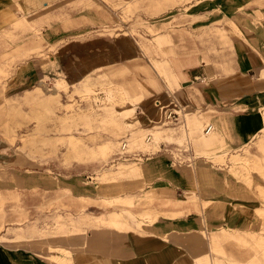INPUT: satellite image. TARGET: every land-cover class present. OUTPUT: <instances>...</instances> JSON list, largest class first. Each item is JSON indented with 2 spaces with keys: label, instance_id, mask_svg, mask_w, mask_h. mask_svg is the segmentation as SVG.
Masks as SVG:
<instances>
[{
  "label": "rangeland",
  "instance_id": "374dc122",
  "mask_svg": "<svg viewBox=\"0 0 264 264\" xmlns=\"http://www.w3.org/2000/svg\"><path fill=\"white\" fill-rule=\"evenodd\" d=\"M69 1L0 0V154L4 155L0 157V193L5 197L2 208L10 221L0 228V234L14 238L15 230L8 232L7 229L19 228L22 223L34 241L14 247L31 248L33 253L46 256L49 254L47 242L70 237L86 239L93 234V227L101 226L90 222L93 216L107 215L113 210L121 212L125 201L116 200L121 197L141 202L139 208L150 205L159 208L165 198L197 204L196 212L159 213L157 223L145 230L132 222V229L118 232L128 233L134 241L139 239L134 242L138 253L151 251L153 242L158 240H165L168 247L174 245L180 251H190L189 240L205 239L204 233H207L209 242L213 232L220 235L221 230L229 227L242 228L248 233L253 231L264 238V226L254 212L256 207H264V194L257 192L253 183L246 187L241 183L244 181H239L252 177V181L263 184L264 175L250 167L248 175H241L240 171H247L242 165L235 169L233 164L235 148L250 136L244 135L240 142L230 143V148L225 149L220 147L221 134L218 133L214 137L218 147L203 152L199 138L202 135L191 133L194 115L186 118L193 138L184 145L181 141L184 132L178 128L184 120L178 125L164 123L160 108L172 106L177 101L185 113L196 112L195 115L202 116L204 124L213 122L211 112L202 110L214 107L230 111L236 114L235 135L245 132L246 124L259 116L264 104V87L261 90L250 87L253 76L257 74L260 79L264 76L261 73L264 67L243 65L238 71L233 63L241 52L250 54L252 63L256 61L252 54L264 52V0ZM45 2L47 9L40 6ZM18 4L30 8V12L29 8L26 11L27 22H24ZM229 20L235 21L243 31L240 35L228 32L231 41L222 32L231 28ZM158 37L163 45L156 48L154 40ZM103 41L114 44L119 59L110 55V60L91 67L86 65L87 70L80 72L86 60L83 50ZM200 50L212 57L214 71H217L207 79L209 98L214 96L216 81H224L219 89L224 95L235 90L240 96L224 98L221 106L206 103L208 97L194 98L185 94L184 91L196 84L206 85L200 81L203 79H197L201 75L198 67L192 69L195 65L185 59L198 55ZM161 51L171 59L183 87L165 64L158 63L164 58ZM54 56L58 58L59 68L52 66L51 73L36 83L24 81L32 58L50 62ZM182 58L185 61H179ZM155 65L165 67L168 83L154 71ZM187 70L191 77L184 75ZM150 73L158 85L152 88V93L134 100L139 102L136 114L140 123L114 126L102 122L105 110L131 108V95L142 94L138 80L148 81ZM232 75L235 76L233 80L237 79L236 83L227 84ZM201 78L205 77L201 75ZM123 84L130 88L123 89ZM124 96L128 99L126 103L122 100ZM165 97L168 102L163 99ZM156 131L161 132V140L153 146L145 145L142 139ZM71 136L80 140L81 145L76 151L68 147L67 140ZM124 140L130 142L131 148L152 156L143 162L117 161L115 158ZM103 144L110 147L106 157L98 149ZM263 144L264 135L252 141L249 147H246L248 144L243 147L264 161ZM161 148L168 149L169 153L159 157L161 159H152ZM217 153H220L217 161L223 162L212 163L205 159V156L216 157ZM36 159H42V162L37 160L35 163ZM30 164L31 170L40 173L24 177L23 172ZM133 166L149 168L150 175L128 177L119 174ZM160 167L163 169L157 171ZM158 172L161 173L156 174ZM111 174L117 176L118 183L103 177ZM151 196L157 198L153 204L149 201ZM208 200H214V203L203 209ZM188 218H194V221H188ZM169 221L176 225H169L167 235L163 224ZM183 221L190 226H184ZM194 222L200 229L193 225ZM254 247L250 243L237 246L234 242L224 246L244 258L256 254L255 264H264V255L256 253ZM163 248L165 250L167 246ZM212 254L216 256L214 251ZM180 258L181 254H178L177 260ZM149 259L142 261L147 264ZM223 260L228 258H221V264H225Z\"/></svg>",
  "mask_w": 264,
  "mask_h": 264
},
{
  "label": "bare ground",
  "instance_id": "6f19581e",
  "mask_svg": "<svg viewBox=\"0 0 264 264\" xmlns=\"http://www.w3.org/2000/svg\"><path fill=\"white\" fill-rule=\"evenodd\" d=\"M82 1L84 2L87 0H82ZM69 2L72 3L74 2V0H70ZM200 2L202 1H199V3ZM18 6H19L20 11H22L24 22H27L26 11L29 8L27 7L28 5L25 6L22 4H18ZM41 6L44 7V9H47L48 3L46 5L42 4ZM28 11L30 12V9ZM229 21L231 24V28H229L228 30L223 29L222 32L231 41L232 39L228 32L230 33L235 32L240 35V33L243 34V31L235 21H232V20H229ZM159 37L155 38L154 40L156 41L155 43L157 45L156 48L161 47L163 45L162 39ZM164 53H162L164 56L163 60L158 61V63L165 64L168 70L171 71L170 66H169V61H167V58L165 57L166 53L165 55ZM153 68H154V71L157 73V75L163 78L165 82L168 83V80H167L168 77L164 74L165 67H162V66L160 67L159 65H155ZM146 71L147 73H149V70H146ZM172 76L176 80L178 81L180 80L174 72L172 73ZM146 81L138 80V82H141V83H138L137 86L139 87L138 89H141L142 94L137 93V94L131 95L133 99L132 103H129L131 108L120 110V111L109 110V109L105 110L106 111L105 116L102 118L101 121L104 123L113 124L114 126H121L124 124L127 125V124H131V122L140 123V120L136 114V109H137V105L139 104V102H134V100L138 99L140 95L152 93V88L158 85L156 78H154V76L151 73H150V79L147 82ZM123 85H125V87H122L123 89H127V87L130 88V85L128 84H123ZM122 100H123V103H126L127 102L126 100L128 99L126 96H124ZM115 105H119V104L115 103ZM160 108H161V113L165 114L166 106L164 107L161 106ZM158 113L160 114V112ZM195 114L196 112L192 114V112H188V111L186 113L185 112L183 113L184 123L178 127L180 130L182 129L184 132V136L181 139L182 143L184 145H188L192 141L193 137L191 136L190 130L187 126L186 118L188 116L190 117L194 115L191 118V133L193 135L194 133L202 135V136H199V138L202 139L200 140L201 142L200 147L203 149V152H208L207 150L212 149L214 147H218V145H216L214 141L215 135L219 133L218 131H216L217 129L216 126L213 123L204 124L203 117L200 115H195ZM197 114L199 113L197 112ZM261 116H262V128L259 130V132L253 135V137L251 138L252 141L264 135V109L261 113ZM87 119L91 120V116L87 115ZM178 124H172V125H178ZM160 134H161L160 131H156L152 133L151 135L145 136L144 139H142V141L144 140L143 142L147 146L151 144L153 146L155 142L158 143L161 140ZM149 138L152 139L151 143L147 142ZM67 142L69 144L68 147L69 149H71V151H76L77 148H79V146L81 145L80 140L74 136L68 137ZM126 142L131 151L140 152V149L138 148H131L130 147L131 144L128 140H126ZM219 142L221 144L220 147H223L225 149L230 148L224 135L220 136ZM246 147H249V144ZM246 147L236 149L235 154L233 155L234 156L233 164L235 163L234 164L235 169L242 165L243 169H245L247 172L244 173L243 171H240L241 169H239L240 171L239 173L241 175H246V174L248 175L249 167L252 170L263 173L264 175V161H262L259 156L245 149ZM262 148L264 149V144ZM98 149L100 150L101 155L103 157H106L110 150V147L107 144H103V145H100ZM243 149H245L244 152L238 153V151H241ZM119 150H120V147H119ZM220 153H217L216 157L215 156H205V159H207L209 162H212V163L223 162V161H217V159H219L220 157L219 156ZM149 156H152V155H149ZM231 170H229V174L235 177V174H233L234 172ZM149 171H151L149 170V168L133 166V167H128L127 170L122 171L119 174L120 175L125 174L128 177L130 176L148 177L150 175ZM104 174H107V172H104ZM253 174L254 176L261 179L258 173L253 172ZM103 177L109 182L118 183V178L116 175H112V176L104 175ZM192 178L194 179V175L192 176ZM251 179L252 177H246V179H240L239 181L246 182V183L241 182L246 187H250L253 183V185L257 186V192L264 194V180H262L263 181V184H262L256 180L252 181ZM116 200L125 201V208L122 209L121 212L117 210H113V211H110L107 215L102 214L100 216H93L90 222L96 223L98 225H101L103 227H106L108 229H111L117 232H121L123 230L127 231L129 229H132L133 228L132 222H137L139 228H141V230H145V227L149 228L155 223H157V221L160 218V216H158L159 213L178 214L183 211H188L189 213H193V212H196V207H197L196 203L192 201L181 200V199L171 200V199L165 198L161 200L159 208L154 205L144 206L142 208H139V206L141 205V202L135 203V201L132 198L124 199L121 197H117ZM156 200L157 198L154 196H151V198L149 199V201L152 204L155 203ZM213 203H214V200L206 201L204 204L205 207L203 206V209H208ZM254 212H255V216L259 220H261L262 225L264 226V207H256ZM148 221H149V224H147ZM155 229H158V228H155ZM23 231L24 230L22 229V227H19L18 230H15L16 234L14 238H8L5 235H1L0 242L7 243V244L9 243L22 244V241H24L25 239ZM219 233L220 235H218L217 231L213 232L211 235V240L209 239V242H208L209 237L207 233H204L205 239L194 238V239L189 240V246H190L189 259L191 260V262L195 264H221L220 263L221 258H224V259L228 258L227 261L223 260L225 264H255L254 261L256 260V254L249 258H244L241 256H237L235 253H233V251L228 250L227 248H224V246L227 243L231 244V242H234V245L236 244L237 246H242V245L244 246V244L250 243L255 246L253 249H257V251H255L256 253H260L261 255H264V238L260 237L259 233H256L253 231H250V233H248V231H244L242 228L235 229V228H230V227L221 230V232ZM247 237H250V238H247ZM138 240H139L138 238L135 239V241H138ZM165 245H167V242L165 240H158L156 242H153V249L160 251L161 247ZM47 250L49 251V254L46 255L45 259L48 264H74V263H82V262H86L88 264H115V263L110 262L108 259H101L91 254L88 250V246L86 242L81 243V242H78L77 239H73L71 237L66 240L62 239V240L47 242ZM212 251H214V254H216V256L212 254ZM154 260L155 259L150 258L149 260H147L148 262L147 264H165L163 261L162 263L160 261L152 262ZM180 262L186 263L187 260L182 259L180 260ZM176 264H178V261H176Z\"/></svg>",
  "mask_w": 264,
  "mask_h": 264
},
{
  "label": "crops",
  "instance_id": "0c3cea01",
  "mask_svg": "<svg viewBox=\"0 0 264 264\" xmlns=\"http://www.w3.org/2000/svg\"><path fill=\"white\" fill-rule=\"evenodd\" d=\"M46 5L47 3H41V5ZM30 9V8H29ZM112 44V45H111ZM116 47L114 46L113 43L110 42H105L103 41L98 42V44H95L93 46H89L88 48L83 50V57L85 60V64L82 65V67H80L81 71L80 72H84L85 70H87L86 65L87 66H94L96 64H98L100 61H104V60H110L109 56L113 55L114 59L117 60L119 59L118 53L115 51ZM92 51H94L95 53H91ZM101 51V52H100ZM109 51H111L109 53ZM260 54V55H259ZM259 54H252L253 56H255L256 61H254V63H252V61H250V57L251 55L248 53H240V56H236L235 57V62L233 63V65L237 68L236 70L240 71L241 67H243V65L246 66H251L253 64L258 65L260 67H264V52L262 51V53ZM108 56V58H107ZM53 57V56H52ZM116 57V58H115ZM88 58V59H87ZM167 61H169V66L171 69V73H175L178 78L180 79V84L182 85L181 82V78L179 76V74L176 73L173 65H172V61L169 57H167ZM189 63L192 65H195L192 67L193 68H197L200 71V74L203 75L205 78H201V75L197 76V79H203L200 80L202 81V83H206V85H198L196 84L195 86L188 88L187 92H185L186 95L189 96H193L195 97H208L210 95V90L206 88V86H208V82L207 79L209 78V75L211 73L216 74L217 71H214V64L215 61L212 59V57L210 55H208L206 52H204L203 50H200L198 52V55H193L190 58H185ZM184 58H182L179 61H185ZM58 58L56 56H54V60L52 58V61L47 62L45 59H35L32 58V60H30L28 62V68H29V74L24 76V81L26 83H33V82H38L42 77H45V74H49L51 73L50 71H52V69H56L59 68L58 65ZM51 62H53L51 64ZM186 62H184L183 64H185ZM56 65V66H54ZM181 65V64H180ZM54 68H53V67ZM210 69L211 72H210ZM66 70V69H65ZM190 70H187L184 75H186L187 77H191V75L189 74ZM192 73V72H190ZM262 73V71H261ZM263 73H264V68H263ZM80 76H76V78H79ZM233 77L235 76H231V79H228L226 81L227 84L231 83V85H233V83H236L237 79L233 80ZM257 78V79H256ZM251 88L254 89H258L261 90L262 87H264V76L260 78H258V75L256 74L255 76H253L251 78ZM255 80V81H254ZM197 81V80H195ZM256 82V83H255ZM224 84V81H216V83H214V96H210L209 99H206V103L209 102H213L214 104H218L222 106V102L225 99H233L235 97L240 96V94L238 95V91L231 92V94H223V91H220V87H222V85ZM31 85V84H29ZM235 85V84H234ZM213 86V85H212ZM183 87V85H182ZM235 89V88H234ZM232 91V90H231ZM183 91H180L181 94H184ZM243 93V91H242ZM248 93V92H247ZM164 100H166V102H168L167 97L163 98ZM197 100H199V98H197ZM264 107V104H262V107L260 108V112H259V116H257L255 118V120L251 121L250 123L246 124V129L245 132L242 133V135H235L234 132V127L236 126V114L230 111H220L217 110L214 107H210L206 110H202V111H207V112H211L210 113V118L212 120V122L214 123V125L216 126L219 134L224 135L228 145L230 143H238L240 142V140L244 137V135H249V139H247L246 141H244L243 143L237 145V147L235 149L241 148L243 146H245L246 144H250L251 143V138L253 137V135L257 132H259V130L262 128V109ZM239 107H237L238 109ZM237 112H239V110H237ZM245 133V134H244ZM230 147V145H229ZM164 152V153H163ZM168 154L169 151L168 149L163 150L161 148V150L158 152V154H156V156L151 157L152 159H161L159 157H163L164 154ZM172 153V152H171ZM4 155L0 154V157L2 158ZM0 158V160L2 161V159ZM37 160L39 161L40 159H36L34 162L36 163ZM42 160V159H41ZM39 162H42V161ZM26 167V166H25ZM38 167V166H37ZM26 171L23 172V176L24 177H28L30 178L32 174L34 173H40V171L37 170H31V164L29 167H26ZM160 169H163V167L158 168L157 171H159ZM161 172H158L156 174H159ZM163 174H166V171L163 172ZM169 183V182H168ZM18 188H20L18 186ZM13 189L17 190V187L14 186ZM73 190V189H72ZM25 191V190H24ZM5 203V197L3 195H1L0 193V228L1 227H5L7 225V222H10L9 219H7L6 217V213L4 212L2 205ZM21 210V209H20ZM22 211V210H21ZM26 212V211H25ZM27 218V217H25ZM188 221H194L193 219H189ZM184 224V226H190V224L186 225V223L183 221L182 222ZM176 225L175 222L169 221L167 223H164V231L167 233V235H169V225ZM19 227H22V229L24 230V236L25 239L24 241H22V244H13V245H5L3 243L0 242V264H48L46 262L45 259V255L42 256L41 254H35L32 252L31 248H16L14 246H20V245H29L30 242L34 241L33 236L30 233V231H27V229L25 227H23L22 223L19 224ZM167 225V226H166ZM192 225V224H191ZM193 225L197 228L200 229V226L198 225L197 222H194ZM238 225V224H236ZM99 226V225H97ZM166 226V228H165ZM241 226V225H239ZM18 228H10L9 230H17ZM94 230L93 234L90 233L89 236L86 239H78V242L81 243H85L88 246V250L91 254L101 258V259H108L110 262L115 263V264H146L144 263L142 260H146L148 259V257H150L151 259H155L152 262H161L162 261L165 264H176V261H178V264H192L191 260L189 259V252L187 250H178V248L176 249L175 246L173 245L172 247H168V243H167V248L164 250L161 249L159 250H154L153 248L151 249V251H146V252H142L138 253V251L135 249V241L134 239L131 237V235H129L128 233L124 234V233H118L114 230L108 229L106 227H93L92 228ZM8 230V229H7ZM8 230V231H9ZM196 230V229H195ZM15 233V232H14ZM16 234V233H15ZM0 235H5V234H0ZM7 235V234H6ZM5 235V236H6ZM15 236V235H14ZM7 237V236H6ZM11 244V243H9ZM36 247V246H35ZM178 254H181L180 259H185L187 260L186 263L180 262V259L177 260ZM183 254V256H182ZM154 257V258H153ZM74 264H88L86 262H82V263H74Z\"/></svg>",
  "mask_w": 264,
  "mask_h": 264
},
{
  "label": "built area",
  "instance_id": "2783aa9c",
  "mask_svg": "<svg viewBox=\"0 0 264 264\" xmlns=\"http://www.w3.org/2000/svg\"><path fill=\"white\" fill-rule=\"evenodd\" d=\"M171 105L172 106L166 107L163 121L164 123L167 124H178L181 122V120H184L183 113L185 109L177 101H175ZM147 142L151 143L152 139L149 138ZM121 144L122 145H120V150L117 153V158H115L117 159V161L136 160L138 162H143V160L149 158V154L138 151H131L130 148L128 147L126 140L122 141Z\"/></svg>",
  "mask_w": 264,
  "mask_h": 264
}]
</instances>
